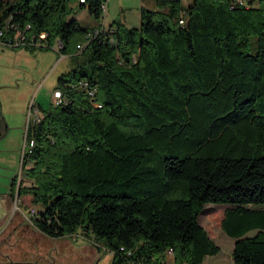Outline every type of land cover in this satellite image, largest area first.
<instances>
[{
	"label": "trees",
	"instance_id": "obj_1",
	"mask_svg": "<svg viewBox=\"0 0 264 264\" xmlns=\"http://www.w3.org/2000/svg\"><path fill=\"white\" fill-rule=\"evenodd\" d=\"M71 1L0 0L1 44L58 42L68 60L53 89L68 104L38 108L10 183L33 229L92 239L110 264L169 249L203 264L220 250L199 217L228 206L232 264H264V209H247L264 208V0H156L138 28L108 29L67 21ZM84 1L99 19L105 0Z\"/></svg>",
	"mask_w": 264,
	"mask_h": 264
},
{
	"label": "rangeland",
	"instance_id": "obj_2",
	"mask_svg": "<svg viewBox=\"0 0 264 264\" xmlns=\"http://www.w3.org/2000/svg\"><path fill=\"white\" fill-rule=\"evenodd\" d=\"M245 2L253 3L251 0ZM189 3L190 0H182L184 8ZM105 4V11L96 20L89 14L87 6L81 7L78 0H72L66 6L67 21L74 20L83 29H100L104 25L108 27L111 15L118 12L121 19L120 11L132 7L134 0H108ZM113 20H117L116 16ZM139 24V18H131L128 22L131 28H138ZM34 46L36 47L32 50L24 44L10 47L0 43V118L7 127L6 133L0 139V232L4 231L5 237L13 234L12 248L8 246L0 249L4 255H10L13 259L19 252H23V259L33 260L34 255L35 258H43L48 264H110V253L94 244L92 239H85L80 235L76 239L71 236L53 239L33 229L30 221L26 219L29 211L23 209L21 201L10 197V183L13 178L17 177L18 182L22 180L20 169L26 147L25 132L32 120L29 112L33 108L49 107L59 76L68 71V60L59 57L55 46L52 49H42L40 47L44 45L40 44ZM227 208L228 206L209 204L204 207L199 217L200 226L220 250L216 256L206 257L203 264H232L234 241L220 228ZM247 209L262 211L264 208ZM34 210L36 213L38 209ZM256 234L257 232H251L247 237L252 238Z\"/></svg>",
	"mask_w": 264,
	"mask_h": 264
},
{
	"label": "crops",
	"instance_id": "obj_3",
	"mask_svg": "<svg viewBox=\"0 0 264 264\" xmlns=\"http://www.w3.org/2000/svg\"><path fill=\"white\" fill-rule=\"evenodd\" d=\"M106 1H108V0H105V3H106ZM142 9L155 11L157 9L156 0H134V5L132 7H129L123 11H120V12H122V18L121 19H119L120 17H119L118 12H114L113 15H111L112 18L108 21V27H105V25H104L103 28L108 29L110 27V25L116 21L120 22L121 24L125 25L128 28H131V27H129L128 22H130L131 18H133V19L139 18L140 19V11ZM131 11H134V12L130 13ZM117 14H118V16H117ZM130 15H131V18H130ZM136 15H138V16H136ZM115 16H116L117 20H113V18ZM61 58L64 59L63 57H61ZM3 232H0V248L1 247H8V246H9V248H12L13 245H11V240H12L11 238H13L12 237L13 234L10 236L7 235L5 237V236H3ZM8 241H9V244H8ZM21 250H18V252ZM19 253L20 254H17V256L14 259L11 257L10 258L13 261H17V262H31V263H37V264H48V263H45L43 258H35L34 255L32 256L33 260L23 259V257H22L23 252H19ZM169 263L173 264V258H172V256H170V258H169V255H166V264H169ZM49 264H53V263H49Z\"/></svg>",
	"mask_w": 264,
	"mask_h": 264
},
{
	"label": "built area",
	"instance_id": "obj_4",
	"mask_svg": "<svg viewBox=\"0 0 264 264\" xmlns=\"http://www.w3.org/2000/svg\"><path fill=\"white\" fill-rule=\"evenodd\" d=\"M78 2L80 4H84L85 3L84 0H78ZM237 4L241 5L242 4V1L241 0H238V3ZM105 9H106V4L104 3L103 6H102V11H105ZM180 24L182 25L183 23L180 22ZM97 33L98 32H95L94 35L97 34ZM93 37H94L93 35H87L86 36V39L87 40H90ZM23 43H24V37L23 36H19L18 38H16L14 40L13 43L9 42V46L10 47H16V46L21 45ZM82 48H83V46H78V49L79 50H81ZM55 49H56V52H58L61 49L60 43H58V42L56 43ZM83 86H86V85H83ZM88 94H89V96L91 98L94 97V92L93 91H89ZM51 100L54 103V105H56V106H65V105L68 104L67 99L64 98V96H63V94H62V92L60 90H57V91L52 92V94H51ZM96 107H98V106H96ZM29 115L32 118V121L37 120L38 119V109H36V108L31 109V111L29 112ZM34 215H35V210L32 209L29 212V216H26V219L28 221H30V223H31V219L33 218ZM71 237H73V239H76V237L78 238L77 235H73ZM167 255L172 256V250L169 249L167 251Z\"/></svg>",
	"mask_w": 264,
	"mask_h": 264
},
{
	"label": "water",
	"instance_id": "obj_5",
	"mask_svg": "<svg viewBox=\"0 0 264 264\" xmlns=\"http://www.w3.org/2000/svg\"><path fill=\"white\" fill-rule=\"evenodd\" d=\"M0 264H37L31 262H17L13 261L10 256L4 255L3 252L0 250Z\"/></svg>",
	"mask_w": 264,
	"mask_h": 264
},
{
	"label": "flooded vegetation",
	"instance_id": "obj_6",
	"mask_svg": "<svg viewBox=\"0 0 264 264\" xmlns=\"http://www.w3.org/2000/svg\"><path fill=\"white\" fill-rule=\"evenodd\" d=\"M0 109H1V107H0ZM6 131H7L6 124L4 123V121L2 120V118H0V139H1V137L4 136V134L6 133Z\"/></svg>",
	"mask_w": 264,
	"mask_h": 264
}]
</instances>
